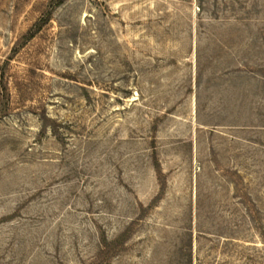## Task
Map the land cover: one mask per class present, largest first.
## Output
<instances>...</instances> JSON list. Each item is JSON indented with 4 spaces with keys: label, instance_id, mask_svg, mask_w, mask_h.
Returning <instances> with one entry per match:
<instances>
[{
    "label": "rangeland",
    "instance_id": "374dc122",
    "mask_svg": "<svg viewBox=\"0 0 264 264\" xmlns=\"http://www.w3.org/2000/svg\"><path fill=\"white\" fill-rule=\"evenodd\" d=\"M57 2L0 0V264H264V0Z\"/></svg>",
    "mask_w": 264,
    "mask_h": 264
},
{
    "label": "trees",
    "instance_id": "16d2710c",
    "mask_svg": "<svg viewBox=\"0 0 264 264\" xmlns=\"http://www.w3.org/2000/svg\"><path fill=\"white\" fill-rule=\"evenodd\" d=\"M61 0H58V2L57 3H59ZM33 33L34 32H32L31 34H30V36H32L33 35ZM116 241V240H115ZM115 242L114 241H111L110 243H109V246L108 245H106V242L104 241V240H102V241H100V245H101V248L100 249H105V248H110V249H112L115 245ZM99 252H104L103 250H100ZM97 257H100V254L99 255H97Z\"/></svg>",
    "mask_w": 264,
    "mask_h": 264
}]
</instances>
